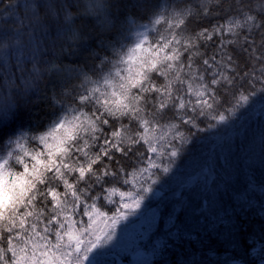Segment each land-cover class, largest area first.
Masks as SVG:
<instances>
[{
	"label": "trees",
	"instance_id": "1",
	"mask_svg": "<svg viewBox=\"0 0 264 264\" xmlns=\"http://www.w3.org/2000/svg\"><path fill=\"white\" fill-rule=\"evenodd\" d=\"M243 2L248 15L254 16L257 23L264 22V0ZM217 3L218 0H0V98L12 103L6 116L0 114V156L13 148L10 141L18 138L30 151H39L32 137L48 132L52 121L63 116L79 94L95 87L96 81L113 71L117 61L143 39L141 34L147 36L142 48L149 49L159 40L175 37L186 42L188 37L195 39L202 29L212 31L215 25L224 24L228 16L215 7ZM229 4L235 6V0H223L225 9ZM229 15L242 19L234 12ZM180 20L184 23L180 24ZM225 40L235 41L225 49L232 59L227 74L235 77V87L227 92L217 88L220 103L213 114H223L226 119L198 116V127L193 128L184 125L172 108L155 122L154 129L153 124L147 125L153 130L183 133L187 143L179 156L186 153H181L185 147L191 148L187 159L195 155L206 166L209 158L213 161L208 164L213 180L204 191L195 192L199 202L195 201L188 214L183 213V205L178 211L176 205L160 206L154 233L161 229L166 232L164 248L149 264L264 261V92L258 90L264 85L250 83L252 74L258 75L264 68V29L239 28L235 36L225 33ZM196 43L198 48L193 51L204 53L203 58L215 53L220 59L218 36L207 43L202 39ZM183 63L187 65V56ZM201 65L202 58L198 56L193 67ZM152 78L160 85L166 84L163 77L153 74ZM245 95L250 97L247 105L242 100ZM240 115L248 119L242 128ZM123 123L128 124V120ZM172 125L177 127L173 129ZM119 126L117 122L115 128ZM130 128L132 132L145 131L136 123ZM210 130L219 137V144L213 146L215 136L211 142L206 139ZM137 150L147 153L143 142ZM125 167L131 171L136 165L128 162ZM11 171L20 172L22 168L14 165ZM106 186L112 187L113 182L108 181ZM201 200L207 205L199 209ZM104 203L100 202L101 209ZM169 218L172 222L164 229Z\"/></svg>",
	"mask_w": 264,
	"mask_h": 264
},
{
	"label": "snow or ice",
	"instance_id": "2",
	"mask_svg": "<svg viewBox=\"0 0 264 264\" xmlns=\"http://www.w3.org/2000/svg\"><path fill=\"white\" fill-rule=\"evenodd\" d=\"M215 7L228 16L225 23L215 25L212 31L202 29L195 39L188 37L186 42L175 37L162 39L145 49L142 45L147 36L141 34L143 39L117 61L114 71L104 75L102 81H96L95 87L79 94L74 105L52 121L48 132L32 137L38 142L39 151H30L18 138L17 151L10 150L6 156H0V264H82L83 261L90 264L89 253L101 246L99 237L92 248H81L76 233L88 234L94 216L106 215L100 202L116 205L119 215L113 224L116 219L126 217L128 213L122 209H129L132 204L139 208L144 194L151 191L144 186L145 174H149L148 179L155 175L152 170L161 168L158 163L161 157L169 160L162 169L167 173L187 143L178 131L172 139L150 138L147 125L153 124L154 129L155 122L172 108L184 125L193 128L198 127V116L226 119L223 114L218 117L213 114L220 103L217 88L227 92L235 87V77L227 74L232 59L225 50L235 41H226L225 33L235 36L237 29L243 27L264 29V22L257 23L254 16L248 15L243 0H235V6L229 4L227 9L223 0H218ZM232 12L242 19L229 15ZM216 36L220 38V59H216L215 53L203 58L204 53L193 51L198 48L196 41L202 39L207 43ZM137 50L142 55H137ZM185 56L187 65L183 63ZM198 56L202 65L194 68ZM153 74L163 77L166 84H158ZM197 80L199 83H195ZM255 82L264 85V68L258 75L252 74L250 83ZM258 90L264 92V87ZM249 98L242 96L243 101ZM11 107L10 100L0 98V114L6 116ZM146 116L150 119H145ZM124 119L128 124L123 123ZM117 122L119 128H115ZM134 123L145 131L132 132L130 125ZM176 127L172 125L173 129ZM108 129L114 130L109 133ZM141 142L147 146V153L137 150ZM128 162L136 165L131 171L125 167ZM14 165L22 171L12 173ZM108 181L113 182L112 187L106 186ZM124 186L127 190H122ZM83 217L88 218L87 229ZM106 238L111 240L112 236Z\"/></svg>",
	"mask_w": 264,
	"mask_h": 264
},
{
	"label": "rangeland",
	"instance_id": "3",
	"mask_svg": "<svg viewBox=\"0 0 264 264\" xmlns=\"http://www.w3.org/2000/svg\"><path fill=\"white\" fill-rule=\"evenodd\" d=\"M137 55H142V53L138 51ZM249 102L247 100L245 104L247 105ZM257 111L260 112L261 110ZM238 119L242 123L241 128L248 120L246 115H240ZM175 133L172 129H149L147 135L150 138L165 137L166 139H172ZM214 136L215 131L210 130L206 139L211 142ZM218 140L219 137L215 136L213 146L220 143H216ZM173 142L176 143L175 141ZM20 143L22 145L26 144L21 139ZM11 146L15 148L9 147L2 156H6L8 151L16 149L15 142ZM190 150L191 148L184 147L181 153H186L182 157L178 155L174 158V162H171L170 170L167 173L163 172L162 169L165 164L169 163V160L161 157L158 161L161 164V168L152 170L155 175L151 176V179H148L149 174H145V180L147 182L144 183V186L150 187L151 191L144 194V199L141 201L139 208H136L135 204H132L129 209H122V211H126L128 214L124 218L116 219V222L113 224V219L119 215L116 212V205L104 203L101 211L105 212L106 215L103 217L94 216L92 227L88 229V234L82 235L79 232L76 233V236L81 240V248H92L93 244L98 242L97 238L99 237L101 246L94 248L93 252L89 253L92 256V264H117V260L121 264H149L151 260L161 255L163 252L162 249L164 248L163 243L165 242L166 232L161 229V231L159 230L154 233L158 226L160 206L164 203L172 206L176 205V211H178L180 205H183L185 209L183 213L188 214L190 208L194 206L195 201L199 202L197 200L198 198L195 199V192L197 190L204 191L206 189L205 186L213 180L210 173V165H208L213 162L212 159L209 158L207 166L195 155L187 159L186 156L190 154ZM201 153L204 156L206 155L205 150ZM12 173L15 174L18 172ZM8 179L9 176L6 173L5 180L7 181ZM115 199L117 201L119 200L118 197ZM206 205V201L201 200L199 209L205 208ZM82 219L84 221V227L87 229L89 223L88 218L83 217ZM169 222H172L171 218L164 222V229L169 227ZM108 235L112 236L111 240L106 238ZM167 235H172V233ZM75 243L76 241L74 239L73 248H75ZM139 249L143 253L137 258L131 259L129 257L130 254L135 253ZM80 255L83 258L84 252L82 251ZM127 257L129 259L126 261L125 259ZM260 264H264V262Z\"/></svg>",
	"mask_w": 264,
	"mask_h": 264
},
{
	"label": "water",
	"instance_id": "4",
	"mask_svg": "<svg viewBox=\"0 0 264 264\" xmlns=\"http://www.w3.org/2000/svg\"><path fill=\"white\" fill-rule=\"evenodd\" d=\"M142 253H143L142 250L139 249V250H137L135 253H132V254L130 255V258H131V259H133V258H137V257H139ZM92 263H93V260L91 259L90 264H92ZM116 263H117V264H121V262H120L119 260H117ZM83 264H88V262L84 261Z\"/></svg>",
	"mask_w": 264,
	"mask_h": 264
}]
</instances>
